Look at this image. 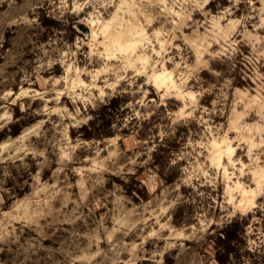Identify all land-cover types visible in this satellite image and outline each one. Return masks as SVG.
I'll use <instances>...</instances> for the list:
<instances>
[{"label": "clouds", "instance_id": "obj_1", "mask_svg": "<svg viewBox=\"0 0 264 264\" xmlns=\"http://www.w3.org/2000/svg\"><path fill=\"white\" fill-rule=\"evenodd\" d=\"M209 246L264 264V0H0V264Z\"/></svg>", "mask_w": 264, "mask_h": 264}, {"label": "rangeland", "instance_id": "obj_2", "mask_svg": "<svg viewBox=\"0 0 264 264\" xmlns=\"http://www.w3.org/2000/svg\"><path fill=\"white\" fill-rule=\"evenodd\" d=\"M116 104H117V101H114V102H113V107H114V108H115ZM108 123H109L108 121H105V125H104L105 128L108 126ZM109 134H110V133H109ZM142 135H143V133H142ZM161 160H162V158L158 156V157H157V162H161ZM234 237H235V231L233 230V231L229 232V239H232V238H234ZM228 250H229V251H232L233 249H231V248L229 247ZM221 251H223V249L220 248L219 246H216L215 248L209 246V247L207 248V252L210 253V254H212V255H218V259H220V260H221V264H223V261L226 260V256H220V255H219V252H221ZM168 264H173V262H172L171 260H169V261H168Z\"/></svg>", "mask_w": 264, "mask_h": 264}]
</instances>
